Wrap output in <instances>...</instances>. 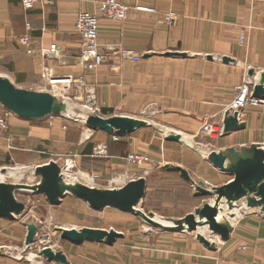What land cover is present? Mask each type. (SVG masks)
<instances>
[{"label": "crops", "instance_id": "crops-1", "mask_svg": "<svg viewBox=\"0 0 264 264\" xmlns=\"http://www.w3.org/2000/svg\"><path fill=\"white\" fill-rule=\"evenodd\" d=\"M102 1L39 0L26 12L20 0H0V79L20 91L51 93L76 101L85 100L92 93L102 115L129 120L134 128L145 123L141 117L148 118L147 125L137 129V149L149 154L152 165L137 172V180L142 178L146 184L144 202L148 197L157 202L154 192L170 177L180 181L187 196L189 188L195 191L198 186L212 191L229 184L232 177L214 168L208 157L213 152H237L252 145L264 150V112L247 107L238 119L243 128L217 140L202 139L200 126L204 120L222 123L233 99V87L244 81L249 69L264 71V4L252 0H117L128 11L123 21H114L99 13ZM81 12L96 14L99 20L98 45L105 63L92 72L83 71L78 63L82 42L75 31V21ZM168 14L176 16L173 23L168 22ZM24 34L31 37V55L18 44V38ZM51 45L57 47L56 57H42L40 51ZM123 50L135 52L140 60L122 58ZM47 71L49 76L45 77ZM262 75L255 80L260 81ZM77 77H83L85 86L79 89L74 85L67 92L63 81ZM48 80L60 83L52 86ZM5 110L0 104V116ZM8 125L7 134L0 132V166L13 164L31 171L30 175L39 178L35 194L42 195L37 192L41 177L36 169L50 162L57 164L53 158L62 154L64 145L79 149L74 160L76 168L99 174L94 172L91 154L97 143L104 144L103 131L96 132L94 139H83L82 134L66 131L52 115L29 119L10 113ZM151 127L178 139L158 133V137L143 139ZM156 168L163 171L155 173ZM172 168L182 169L193 183ZM21 180L3 183L13 187L16 202L24 206L21 214H25V204L16 195L30 186L20 183ZM168 184L162 186L169 187ZM149 190L152 193L148 196ZM191 194L193 207L179 221L205 205L204 197L197 196L196 191ZM169 197L176 195L171 193ZM259 214L238 218L226 242L220 243L218 238L217 243L209 242L211 237L203 235L217 250L201 249L200 255L195 254L199 261L190 264H213L221 259L233 264H264V216ZM177 215L173 212L162 218L173 221L178 219ZM16 216L19 215H14V219ZM8 221L12 220L0 218V222ZM203 222L202 219L198 224ZM178 254L184 258L191 256Z\"/></svg>", "mask_w": 264, "mask_h": 264}, {"label": "rangeland", "instance_id": "rangeland-1", "mask_svg": "<svg viewBox=\"0 0 264 264\" xmlns=\"http://www.w3.org/2000/svg\"><path fill=\"white\" fill-rule=\"evenodd\" d=\"M31 49L33 51L32 47ZM259 74H264V71H259L253 68L249 69L246 75L247 77L244 81L250 79L252 84L256 85L255 78ZM260 81L257 80V83L259 84ZM48 82L52 86H58L60 83V81L49 80ZM50 84L48 86H50ZM63 86L67 88V92L73 89L72 86L71 88H68V86L65 85ZM45 94L52 98V103L55 107L62 108L65 102H68L73 106V111L71 113L66 114L59 109V112L55 111L49 113V115L55 116L57 121H61V124L66 131H69L70 133L82 134L83 139L90 137L91 139H94L98 134L96 133L98 130H92L88 126L89 122L82 121L83 111L91 113L94 117L98 116L103 119L110 118L102 115L100 112H95L91 105V101L86 99H79V101H76L74 99L67 98V96H61L58 98L51 93ZM233 100L234 95L225 115L223 116L222 124L224 119L231 117L235 113L230 110ZM247 107L253 106H246L244 109ZM243 110L238 112V115H240ZM5 111L6 112L0 116V118L6 115L8 124V117L12 112L7 109ZM261 111L264 112L262 109ZM141 120L145 122V126L149 122V119L145 117H141ZM152 127L151 129L146 130L143 139H149L153 136L158 137L157 133L159 135L165 134L164 131L163 133L155 132L153 130L154 127ZM8 131L9 125L7 131L0 132L5 135ZM116 132L117 131L112 129L111 133L104 132L106 133L105 136L103 134H99L103 135L104 138L102 139L104 144L97 143L100 142L101 139L96 140L97 145H95L92 150L91 155L93 159L91 162L94 166V172L98 171L99 174L96 175L95 173L94 175L92 172H86L85 170H81L79 167L76 168L74 160L76 159V155L79 154V149H75L73 145H64L62 154L53 158L57 162L59 169L61 168L60 173L63 172L67 176L70 174L73 176L88 175V177L92 179V183H87L79 178L75 182L74 186H84L101 191H109L112 189L114 186L112 184V180L121 176L125 177L123 178V186L130 181L137 180V172L139 169L146 170L149 166H152L149 163V154L143 152L142 149H137V130L126 135L117 134ZM199 133L201 134V132ZM165 135L172 136L169 133ZM224 135L225 133L221 137ZM219 138H216V140ZM202 139L212 141L211 138L205 135H203ZM101 145L106 147L107 157H94V149ZM242 149L244 148H239L237 152L240 153ZM111 156L113 157L112 159H110ZM137 156L144 157L147 161L142 162L141 165L137 164V161L135 160ZM160 157L161 156H159V158ZM108 161L110 162L107 163V166L106 162ZM68 164L69 169L66 166ZM110 165H114V167L111 168ZM105 166L106 168L103 170V167ZM0 167L8 169L21 168L13 164L11 166L6 165ZM66 169H68L67 173L65 172ZM101 170L104 172L102 173ZM161 170L163 171L162 168H156L154 169V172L156 173ZM38 180V177L28 173L21 180L22 182H20L30 186V188L25 189V191L17 192L16 195L17 199L25 204V214L16 216V218L12 221L0 222V264H64L56 260H48L44 250L53 254L62 255L67 264H190L194 261H199L195 260V258L199 259L196 255L199 254L201 249H207L199 241V239H196L197 236L203 237V235H205L207 237L210 236L211 240L216 238L219 239L218 236L209 231L205 224H198L199 217L195 215V212L191 213L194 217L195 224H192L190 221H186V223L184 220L179 221V219L181 220L184 216L185 211L193 207L194 201L192 199L191 192L195 193V191L186 186L189 188V196H187L185 190L179 186L180 181L176 177H170L169 180L163 182L164 184L162 185L169 183V187L161 185L159 191L157 190L158 192H154L155 200H157V202H151V199L148 196L152 192L149 190L147 201H141L140 204L135 207V210L137 208V212L135 214L121 213L110 208H106L103 211H94L91 210L86 203L72 197L69 193L61 199L59 205L50 206L45 202L46 200L42 195L35 194L36 192H34L36 189L35 185ZM5 181L12 182L13 180L8 178ZM184 185L187 184L184 183ZM171 193L176 195V197L170 198L169 194ZM204 200L205 204H215L217 197H204L203 201ZM217 205L220 207L222 206L223 208L222 211L217 213V216L220 217H225V215L235 217L239 215L240 218L241 216L244 217L248 214L258 213H260L259 215L264 216L258 206L246 207L244 200L242 202H236L235 204L232 203L231 209L229 207V203L225 204L223 199L220 200ZM255 207H257V210L252 209ZM173 212L178 214V219H174L173 221L171 219L167 221L162 218L163 215L173 214ZM156 217L166 221V227L163 229H174L175 227H178L177 225H179L182 227V232H167L163 231L161 228L149 225L153 222V218ZM5 223L7 227L5 226ZM2 225L4 226L2 227ZM24 225H29V227L25 228ZM232 228L233 226L228 229ZM66 229L75 230L79 233L83 229H98L109 234L111 232H115L120 234V236L115 239L112 245H107L104 241H84L79 245H74L69 241L62 239L63 232ZM26 230L30 232L34 231V234L30 238V242H27L28 234ZM209 246L211 247V250L207 249L208 251L215 252L217 250V246L210 243ZM242 248L244 249L245 246ZM179 252L191 253V256L190 258H184L183 255L178 254ZM218 261L227 262L226 260L221 259L214 261L213 264Z\"/></svg>", "mask_w": 264, "mask_h": 264}, {"label": "water", "instance_id": "water-1", "mask_svg": "<svg viewBox=\"0 0 264 264\" xmlns=\"http://www.w3.org/2000/svg\"><path fill=\"white\" fill-rule=\"evenodd\" d=\"M228 62V59H224ZM251 73V71H250ZM16 92H15V91ZM252 97L255 99H264V87L255 85L253 88ZM0 104L5 109L21 118L39 119L43 118L49 113L52 103V98L49 95L41 93H32L28 91H20L15 89L8 82L0 79ZM25 112V113H24ZM238 113H234L231 117L224 119L223 127L224 133H230L243 128V124L238 123ZM89 127L92 130L103 131L111 133L112 129L117 131V134H130L140 127L145 126V123L134 128L131 121L124 118L111 117L105 119V122L99 117H91L88 119ZM109 125V127H107ZM170 139L177 140L178 137L170 136ZM251 154L248 156L244 154L242 149L240 153L229 150L236 160L228 165L227 158L220 153H210L208 160L214 168L220 172L232 177V181L220 188H214L208 191L203 187H195L196 195L202 197H217V202L224 200V203H236L243 201L249 194L254 195L257 200H254V205L260 207L261 213L264 214V150L261 147L250 146ZM189 182L193 183L186 172L180 168H172ZM36 174L41 177V183L37 187V192L44 195L51 205H59L60 200L69 192L64 191L60 186V169L55 162H50L47 165L37 168ZM78 191L72 194V197L79 199L86 203L88 207L94 211H103L106 208L115 209L122 213L134 214L133 209L140 204L145 196V180L140 178L138 180L130 181L117 191H101L94 188L76 186ZM231 209V208H230ZM24 206L16 202L14 198V190L12 186L0 183V218L14 219V215H21ZM217 211L205 204L201 209L195 211V215L199 219H204L208 225V229L212 234L219 237L222 242L229 239L231 229L216 228ZM148 221V220H147ZM195 224L193 215H189L184 219ZM154 226V225H152ZM176 226V225H175ZM174 229H162L167 232H182V227L177 225ZM155 227V226H154ZM195 228V227H193ZM34 231H29L27 242H30ZM120 234L115 232L106 233L103 230L83 229L81 232L75 230L64 231L62 235L63 240H67L74 245H79L84 241L87 242H102L107 245H112ZM106 238V239H104ZM197 239L211 250L209 242L201 236ZM213 250V249H212ZM48 260H56L60 263L67 264L62 255L53 254L44 250Z\"/></svg>", "mask_w": 264, "mask_h": 264}, {"label": "built area", "instance_id": "built-area-1", "mask_svg": "<svg viewBox=\"0 0 264 264\" xmlns=\"http://www.w3.org/2000/svg\"><path fill=\"white\" fill-rule=\"evenodd\" d=\"M39 0H20L21 6L24 11L28 12L35 7ZM54 1V0H52ZM254 3L264 4V0H252ZM128 8L120 4L117 0H103L99 6V13L111 20L114 21H123L126 18ZM148 11H153L148 9ZM167 19L169 23H173L176 20L174 14H168ZM98 15L88 12H81L75 21V31L80 37L82 42V50L79 55L78 63L85 72H92L101 67L105 63V57L99 52L98 45ZM243 36L241 37V42ZM18 44L27 51L28 54H32L31 49L32 40L31 37L27 34L22 35L18 39ZM40 55L45 58L56 57L57 47L51 45L48 50H41ZM121 57L129 60L131 62H137L140 60L139 55L131 50L121 51ZM44 76H49L48 71L44 73ZM75 80V81H74ZM68 88L76 85L77 88H82L85 86L83 77H77L75 79H66L63 81ZM255 85L252 84V81L246 80L241 85L233 88L234 100L230 106V110L238 113L243 110L246 106L259 107L264 111V99H255L252 97L253 88ZM88 101H91V105L95 112L99 113V107L97 105L96 99L92 93L87 94ZM239 116V115H238ZM8 130L7 118L6 115L0 118V131L4 132ZM201 134L211 138L216 139L221 137L224 134L223 124H213L208 120L202 121L200 127ZM94 157L105 158L107 157V149L105 146L101 145L94 149ZM132 159V158H131ZM137 164H142L146 162V158L137 156L135 158ZM215 264H232L230 262L218 261ZM253 264V263H246Z\"/></svg>", "mask_w": 264, "mask_h": 264}, {"label": "bare ground", "instance_id": "bare-ground-1", "mask_svg": "<svg viewBox=\"0 0 264 264\" xmlns=\"http://www.w3.org/2000/svg\"><path fill=\"white\" fill-rule=\"evenodd\" d=\"M261 79H262V81L258 84L257 83V81L255 80V83H256V85H261V86H263V83H264V75H262L261 76ZM264 87V86H263ZM15 91V90H14ZM16 92V91H15ZM52 106V105H51ZM51 106H50V109H49V111L50 110H53V111H56V112H59V109H61L62 110V112L63 113H66V114H68V113H71L72 111H73V106L70 104V103H68V102H65L64 104H63V106H62V108H58V107H55V105L53 104V106H52V109H51ZM25 113V112H24ZM82 115V114H81ZM91 117H94V116H92L91 115V113H88V112H86V111H83V120L82 121H84V122H87L88 121V119L89 118H91ZM96 117H98V116H96ZM99 118H101V117H99ZM104 122H105V119H103V118H101ZM133 124V123H132ZM107 127H109V125L107 126ZM133 127H134V124H133ZM110 128V127H109ZM244 150V154H247V151H248V156L251 154V149H248V148H244L243 149ZM221 155H223V156H225L226 158H227V162H228V165H230V164H232L233 162H234V160H236L235 158H236V156L234 157V155L231 153V152H226L225 154H223V153H220ZM70 164H72V163H70ZM67 166V165H66ZM68 167V169H69V165L67 166ZM68 169H66L65 170V172L67 173V171H68ZM70 170H72V169H70ZM64 171V170H63ZM29 172H31V171H27V169H7V170H0V183H3V182H6L5 180L6 179H8V178H10V179H12L13 181H20L21 179H22V177L25 175V174H27V173H29ZM126 174V173H125ZM82 179L83 181H85V182H87V183H92V179H90L89 177H88V175L86 176V175H80V176H73L72 174H70V175H66L65 173H63L62 174V177L60 176V186H61V188L64 190V191H68L69 193H72V194H76L75 192H77L78 191V188L76 187V186H74V184H75V182L77 181V179ZM123 178H125V177H123V176H121V177H118V178H116V179H114V180H112V184L114 185V186H118V185H121V184H123ZM125 180V179H124ZM65 181V182H64ZM123 187V186H122ZM120 189V188H119ZM119 189H110L109 191H117V190H119ZM254 200H257V198L256 197H254V195H252V194H249L245 199H244V201H245V204H246V207L247 206H249V207H253V206H258L257 204H255L254 205ZM220 202V201H219ZM219 202H217L216 201V203L214 204H212V205H210L209 203H207L209 206H211V207H213L216 211H217V213H219V211H222L223 210V208H222V206L220 207L219 205H217V204H219ZM242 202V201H241ZM226 204V203H225ZM224 207V206H223ZM226 207V206H225ZM229 207L231 208L232 207V203H229ZM259 207V206H258ZM222 208V209H221ZM260 208V207H259ZM220 209V210H219ZM228 209V208H227ZM233 209V208H232ZM253 210H257V207H255V208H252ZM133 211H134V214H135V208L133 209ZM238 218H239V215L238 216H235V217H229V216H227V215H225V217L224 216H222V217H220V216H217V214H216V217H215V221H216V228H222V227H224V228H231L235 223H236V221L238 220ZM156 220H158V223H159V225L157 224V221ZM156 220H154L153 222H152V224H149V225H154V226H156V227H158V228H161V229H163V227L162 226H164V227H166V225L165 224H167L166 223V221H163V220H161V219H159V218H157L156 217ZM204 220V219H203ZM199 221L200 222H202V219H199ZM204 224H205V226H207V228H208V225H207V223H206V221L204 220ZM158 225V226H157ZM151 229V228H150ZM69 229H66V230H64V231H68ZM207 240H209V239H207ZM210 242H213V243H217V241H218V239L216 238V239H213V240H209ZM220 243H222V241L220 242ZM211 244V243H210Z\"/></svg>", "mask_w": 264, "mask_h": 264}]
</instances>
